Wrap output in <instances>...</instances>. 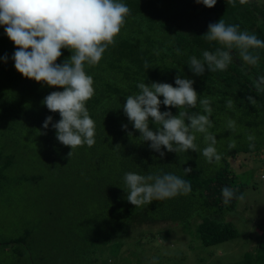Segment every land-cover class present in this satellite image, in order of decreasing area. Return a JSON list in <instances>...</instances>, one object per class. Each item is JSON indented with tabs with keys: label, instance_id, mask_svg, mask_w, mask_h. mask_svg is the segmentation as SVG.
<instances>
[{
	"label": "trees",
	"instance_id": "1",
	"mask_svg": "<svg viewBox=\"0 0 264 264\" xmlns=\"http://www.w3.org/2000/svg\"><path fill=\"white\" fill-rule=\"evenodd\" d=\"M122 2L130 8L131 15L115 38V45L109 46L98 65H85L86 73L94 80L95 95L86 106L96 124V143L78 147L70 157L71 148L57 140L52 127L60 120L59 113L49 111L42 103L51 92L63 89L23 77L12 59L16 46L5 34L4 26H0V190L24 183L41 193L45 187L42 197L51 199L49 214L57 222L49 234L39 224L37 235L26 230L17 238L0 243L5 251L14 252L11 264H41L44 258L48 264H98L99 243L120 249L122 240L131 232L157 223H186L189 227L195 222L197 238L203 246L238 236L236 228L222 221L221 216L234 210L239 200L225 205L222 189L230 187L239 196L244 194L246 185L237 180L226 160L264 147V92H258L253 85L258 76L264 75V49L256 50L260 61L255 67L243 65L235 49L233 62L224 71L206 70L198 76L188 62L192 56L202 59L205 50L215 52L221 47L203 37L208 25L221 18L264 40V2L240 5L237 0L233 7L226 0H217L212 8L196 0ZM61 51L57 63L72 55L68 49ZM178 75L194 81L198 99L211 98L213 127L209 131L215 134V147L222 155L219 165L208 163L201 153L168 152L163 146L165 155L161 157L150 148V142H142L139 131L124 114L126 96L139 92L138 83L160 82L175 87ZM248 96L257 100L255 106ZM229 99L234 101L232 109L226 106ZM160 110L173 115L179 112L178 108L163 104ZM188 111L206 115L199 102ZM48 116H52V123L44 129ZM230 118L236 121L235 131L227 129ZM123 125H127L126 130ZM149 127L156 130L154 124ZM249 134L255 136L254 141L247 140ZM195 143L201 150L206 147L204 135L196 133ZM232 143L235 148L230 149ZM249 143L255 144L254 149L249 148ZM185 168L192 171L186 174ZM126 172L172 173L189 181L191 191L135 208L127 200L123 179ZM59 221L68 226H61ZM52 233L65 242L51 244L48 237ZM154 235L150 233V238ZM159 235L164 237L165 231ZM259 235L254 256L247 254L233 264H264V229Z\"/></svg>",
	"mask_w": 264,
	"mask_h": 264
},
{
	"label": "clouds",
	"instance_id": "2",
	"mask_svg": "<svg viewBox=\"0 0 264 264\" xmlns=\"http://www.w3.org/2000/svg\"><path fill=\"white\" fill-rule=\"evenodd\" d=\"M196 2L212 8L217 0ZM226 3L235 7L237 0H226ZM238 3L247 5L251 0H238ZM130 15V8L122 0H0V26H4L5 34L16 46L12 56L15 69L25 78L63 89L51 92L42 103L49 111L59 113L61 118L52 127L56 130L57 140L71 148L69 157L78 147H92L96 143V124L86 106V102L95 95L94 80L86 73L85 65L92 67L99 64L109 46L115 45V38ZM203 37L221 47L215 52L203 51L202 59L196 56L189 58L188 65L195 75H203L206 70H226L233 62L234 49L238 50L243 65L255 67L259 64L260 55L256 50L264 49V40L255 33L240 30L238 24H226L221 18L208 25ZM62 49H68L72 55L63 63H57ZM175 51L181 54L179 49ZM175 85L138 83L139 92L126 96L124 114L133 128L139 131L142 142H150V148L161 157L165 155L161 151L163 146L168 152L191 150L201 153L208 163L219 165L222 155L215 147V134L209 131L213 127L211 98L198 99L192 79L178 75ZM253 85L258 92H264V75L258 76ZM247 99L253 106L257 104L252 96ZM198 102L206 115L188 111L195 108ZM162 104L178 108V114L162 112ZM233 105L234 101L229 99L226 106L232 109ZM52 119V116L45 119L44 129L49 127ZM150 123L155 125V131L149 127ZM122 127L127 129V125ZM227 129L235 131L234 119L227 121ZM196 133L204 135L206 147L202 150L195 143ZM247 140L254 141L255 136L249 134ZM254 147V143H249L250 149ZM229 148H235V143ZM184 171L188 174L192 169L185 168ZM123 179L127 200L135 208L187 195L191 191L189 181L172 173L141 175L126 172ZM222 196L225 205L233 199H244L243 195L237 196L236 191L227 186L222 189Z\"/></svg>",
	"mask_w": 264,
	"mask_h": 264
},
{
	"label": "rangeland",
	"instance_id": "3",
	"mask_svg": "<svg viewBox=\"0 0 264 264\" xmlns=\"http://www.w3.org/2000/svg\"><path fill=\"white\" fill-rule=\"evenodd\" d=\"M226 161L237 180L246 185L244 199L238 201L234 210L221 216L222 221L230 222L236 228V238L217 245L203 246L197 238L195 222L189 227L186 223H157L131 232L129 237L122 240L120 249L111 244L99 243L96 246L98 264H233L241 261L247 254L253 257L258 245L259 231L264 229V147L258 151L229 156ZM44 189L42 187V192L39 193V190L25 187L24 183L2 187L0 243L17 238L26 230L37 235L39 224L47 234L56 226V220L49 214L51 199H47L46 195L42 197V193L45 194ZM61 204L63 206V200ZM59 223L63 227L68 226L65 221ZM161 231H165L164 237L159 235ZM150 233H155L154 238H150ZM53 234L48 237L52 239L51 244L58 246L65 242ZM4 248L0 245V263L11 264L10 260L14 259L15 254L13 251H5ZM44 262L47 263L45 258L41 264Z\"/></svg>",
	"mask_w": 264,
	"mask_h": 264
}]
</instances>
